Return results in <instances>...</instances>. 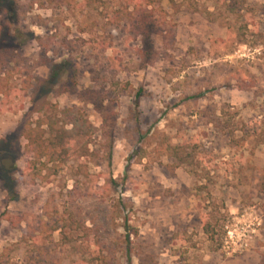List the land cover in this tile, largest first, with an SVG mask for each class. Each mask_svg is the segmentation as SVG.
Here are the masks:
<instances>
[{
    "label": "rangeland",
    "instance_id": "rangeland-1",
    "mask_svg": "<svg viewBox=\"0 0 264 264\" xmlns=\"http://www.w3.org/2000/svg\"><path fill=\"white\" fill-rule=\"evenodd\" d=\"M145 1L0 0V264L264 263V0Z\"/></svg>",
    "mask_w": 264,
    "mask_h": 264
},
{
    "label": "trees",
    "instance_id": "trees-1",
    "mask_svg": "<svg viewBox=\"0 0 264 264\" xmlns=\"http://www.w3.org/2000/svg\"><path fill=\"white\" fill-rule=\"evenodd\" d=\"M134 1H139V0H133ZM172 1V0H170ZM2 2V1H1ZM159 5L158 9L159 11H162L161 4H162V0H150V1H145V7L149 8V7H153V5ZM33 40V39H32ZM31 39L29 41H32ZM26 41L28 40H21V43L24 44ZM55 76H57V74L55 73L54 76H52V79L50 80L51 82H54L55 80ZM142 96V91L139 90L136 94V107H139V99ZM70 113V112H69ZM79 120L74 117H71L69 122H65V125H63V127L61 129L56 128V125L54 123H49L46 124L48 127V130H42V127L45 125L41 122H38L37 125L35 127H33L32 125L29 126H24L21 129L20 132V137L26 139L28 141V143H30L31 145L37 146V154H36V160L39 163V174L47 167V163H49V161H53V154L55 152H52L51 154L48 152L50 149V146H52L54 143L50 140L46 141L43 138H56V142L55 144H63L64 138H84L86 136V131L87 128H84L85 126L83 124H81V127H79L78 125ZM66 125H70L71 129L67 130L66 129ZM86 129V131L84 130ZM0 154H2V159H1V163H2V172L5 175H10V180H9V184H6V191H7V200L8 202H14L17 200L18 196L16 194V192L10 188V183H12L14 180L12 178V176L14 175V171L17 169V166L14 162V158L11 155V147H10V142L7 139H4L2 141V146L0 148ZM44 158L48 159L47 163H43L41 162ZM132 156L129 157L128 162H131L132 160ZM31 169H35L36 168V161L31 162ZM128 175L127 172L123 178V180L127 179ZM113 184H117L116 180H112ZM130 218L125 219L126 222V231L130 230V227L128 226V222H129ZM132 229V228H131ZM211 231L210 226H207L206 228V233H209ZM131 235H133L134 238H137L139 236V230L138 228H133L131 230ZM127 239H130V235L127 237ZM264 264V263H263Z\"/></svg>",
    "mask_w": 264,
    "mask_h": 264
},
{
    "label": "built area",
    "instance_id": "built-area-1",
    "mask_svg": "<svg viewBox=\"0 0 264 264\" xmlns=\"http://www.w3.org/2000/svg\"><path fill=\"white\" fill-rule=\"evenodd\" d=\"M229 234H230V238H231V236H232V233H230V232H229Z\"/></svg>",
    "mask_w": 264,
    "mask_h": 264
}]
</instances>
